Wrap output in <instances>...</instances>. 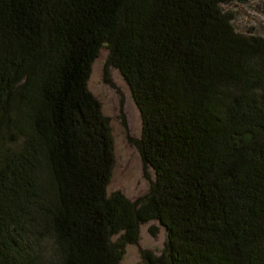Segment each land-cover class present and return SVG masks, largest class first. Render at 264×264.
Wrapping results in <instances>:
<instances>
[{
    "label": "trees",
    "instance_id": "obj_1",
    "mask_svg": "<svg viewBox=\"0 0 264 264\" xmlns=\"http://www.w3.org/2000/svg\"><path fill=\"white\" fill-rule=\"evenodd\" d=\"M251 0H0V264H264V33ZM103 48L142 118L155 180L108 195L110 120L88 87Z\"/></svg>",
    "mask_w": 264,
    "mask_h": 264
},
{
    "label": "rangeland",
    "instance_id": "obj_2",
    "mask_svg": "<svg viewBox=\"0 0 264 264\" xmlns=\"http://www.w3.org/2000/svg\"><path fill=\"white\" fill-rule=\"evenodd\" d=\"M234 10L239 28H254L264 33V0L237 3ZM108 56L109 50L103 48L93 65L88 83L89 90L110 120L114 137L115 167L108 195L121 192L135 201L149 193L155 173L151 168L144 167L136 146L142 135L140 110L120 71L107 65ZM166 241V230L159 222L142 225L139 241L127 247L122 264H146L144 253L161 256Z\"/></svg>",
    "mask_w": 264,
    "mask_h": 264
}]
</instances>
